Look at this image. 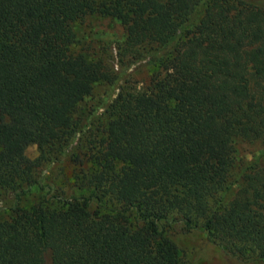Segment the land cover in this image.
Instances as JSON below:
<instances>
[{
    "label": "trees",
    "instance_id": "obj_1",
    "mask_svg": "<svg viewBox=\"0 0 264 264\" xmlns=\"http://www.w3.org/2000/svg\"><path fill=\"white\" fill-rule=\"evenodd\" d=\"M92 15L121 28L96 54L75 31ZM140 62L143 88L79 110ZM256 142L264 0H0V264H185L173 226L264 262V153L235 157ZM63 156L67 189L45 177Z\"/></svg>",
    "mask_w": 264,
    "mask_h": 264
},
{
    "label": "rangeland",
    "instance_id": "obj_2",
    "mask_svg": "<svg viewBox=\"0 0 264 264\" xmlns=\"http://www.w3.org/2000/svg\"><path fill=\"white\" fill-rule=\"evenodd\" d=\"M75 31L78 45L82 46V48L87 47V49L89 47L88 50L84 51L87 53L94 52L93 54L99 51V47L102 44L109 43L121 35V28L116 22L109 18L94 15L87 16L75 24ZM116 68L115 65L114 69ZM152 69V67L143 64V62L129 66L117 85H108L106 83L96 85L90 97L80 104L79 110L84 115L92 112L89 115V120H91L100 113L101 108L96 109L100 103L106 97H114L119 87L143 88L148 82ZM261 153H264L263 143H238L235 152L237 166L243 167ZM25 156L30 159L36 157V147L34 145L27 146ZM71 170L72 164L67 156H63L60 157L59 162L48 168L45 172V177L55 186L67 189L68 184H70ZM167 232L175 244L183 251L185 264H236L235 262H230L216 249H210L206 237L200 230L186 231L179 226H173ZM255 264H264V262H256Z\"/></svg>",
    "mask_w": 264,
    "mask_h": 264
}]
</instances>
